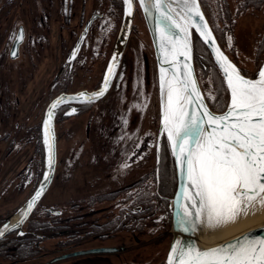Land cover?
Instances as JSON below:
<instances>
[{"label":"flooded vegetation","instance_id":"1","mask_svg":"<svg viewBox=\"0 0 264 264\" xmlns=\"http://www.w3.org/2000/svg\"><path fill=\"white\" fill-rule=\"evenodd\" d=\"M32 1L33 0H0V58L4 57L5 63L3 64L6 66L5 71H8L12 61L21 57L27 56L28 59L31 60L33 57H45L47 56V52H55L57 50V52L62 54L63 58L54 74L55 78L53 79V87L57 92L47 100L46 104L52 97L59 93L71 94L82 90L87 92L95 90L103 82L110 61L109 57L111 58L112 56L115 36H117L111 19L112 6H109V11H102L103 8L101 9V6H91L90 12L87 13L83 19L76 21V16L80 13L82 8L81 4L84 0H69L70 8L68 10L67 19L65 13V0H40V3L44 2V6L39 7L33 6ZM23 2H25V6H21ZM199 2L216 37L217 34L213 25L217 22V12L218 15L223 13L222 6H228L230 10L229 14L234 21L235 15L243 13L244 11L258 8H262L264 11V0H232V2L231 0H199ZM206 10H209L212 14L211 16L214 18L212 17L210 19ZM135 17L137 19L141 18L138 6L134 10L130 27L131 33L136 30ZM103 22H106V24L102 32H104L108 38L99 50V42L95 39L94 31L98 26H101ZM140 22L144 27L143 31L147 34L145 42H142L144 47L149 50L152 58L150 63L152 74L149 77H143L141 79L142 84L133 82L134 76L130 71L133 63H131V57L123 52L112 83L101 98L88 102L81 97L75 100H66V102H62L56 107V139L60 133L66 134L67 130L78 129L83 127V125L86 133L83 132L81 134L82 137H80L75 147L69 145L68 148L64 149L62 154L67 152H71L72 154L70 159L63 160V158H61V160H59V162L63 160L66 163L67 167L64 168V175H71L74 170L77 169L79 161L83 164V166L81 167L80 165L79 168L83 170L94 167L93 162L95 161V170H97V172H93L95 173L94 175L80 173L78 176L75 174L79 179L88 178V180H92L99 172H106L107 164L104 162L103 158L108 153L112 152L113 147L110 146L108 149H97V147L91 145L92 141H90L91 138L89 136V124L94 122L105 123L102 118H105L106 121L108 120L112 112L108 113L107 106L110 103H106L107 99L103 101L107 94L113 93L115 96V106L116 103H119V106L125 110L129 100H131L132 94L137 91L136 88H138L139 92L142 94V97L138 95V99H143L148 93L147 102L145 99L146 108L143 111L140 112L137 109L130 108L129 139L132 136V143L140 133L139 123L137 125L136 122L138 118H141L140 120L142 121L144 118L143 116L147 112H149L148 117L152 126H155V129L153 127L154 134L158 128L161 133L160 107L157 106L159 102L153 99L156 92L155 55L144 20L141 18ZM263 29L264 26L257 36L263 37ZM21 30L23 31V39H20L13 52L16 54L11 56L13 42L18 38V32H21ZM118 30L119 25L117 33ZM82 33H84V35L77 47L78 51L77 49L74 50L76 55L73 59V48ZM255 36L256 35H254V37ZM1 64L0 61V71L3 66ZM31 67L32 60L26 63L25 70ZM143 68L145 69L144 58H142V70ZM151 76L154 78L152 84L150 80ZM72 109L76 111L68 115L67 113L71 112ZM98 112H100L99 114L103 115V117H100ZM152 112L155 114L153 117H151ZM109 124L112 128L113 122ZM162 135V143L166 141L165 143L168 144L163 133ZM141 136L142 135H140V138ZM65 139H67V137ZM87 144L90 148L89 155H91V159L89 160H87L86 157L82 159V155L87 152L84 146ZM137 144L138 148H136L139 152L144 149V143L141 145L139 143ZM161 149V146L160 148L158 147V150L153 146L151 148L153 160L152 167L140 172L136 177L132 178L124 185L117 188L107 187L104 191L101 190L98 193L91 194L85 200H74L70 205L67 207L65 206V208L64 206L60 208L46 204L42 206V215H37L33 211L21 227V232L23 233L22 237L24 238L19 240V237L15 236L18 233L16 230L0 238V257L6 259V263L8 264L17 262L25 264H55V262H58L57 260H60L56 259V257L62 254L76 252L78 250L99 248L100 251L71 255L63 259L67 260V264H116L113 256L118 258L121 257L124 252H129L132 254V257L130 258V262H126L137 263L133 257L142 241V238L138 236L137 233L145 229H143V224L147 217L154 215V213L149 214L152 208V203H150L152 199L146 197L145 187L148 185L146 182H151L157 191V196H162V190L159 189L158 186L161 184L163 166L167 162L172 172L171 176L173 179L171 180V186L173 190L176 185L173 160L172 157L169 156L166 148L163 150L165 158L162 162L161 169L159 158ZM133 156L134 153L132 157ZM97 167L99 169H97ZM171 195H167V197L170 198ZM38 207H40L39 204L35 207V210ZM53 210H58V212L55 213ZM119 211V221L115 222L113 215ZM71 218L77 221L73 226L67 224L68 221L69 223L73 222ZM114 223H116L115 226ZM147 243H150V241Z\"/></svg>","mask_w":264,"mask_h":264},{"label":"rangeland","instance_id":"2","mask_svg":"<svg viewBox=\"0 0 264 264\" xmlns=\"http://www.w3.org/2000/svg\"><path fill=\"white\" fill-rule=\"evenodd\" d=\"M32 4L38 7L44 6V2L40 3V0H33ZM21 6H25V2H23ZM81 6L82 8L80 13L76 16V21L83 19L85 15L90 12L91 6H101V9L103 8L102 11H109V6H112L111 19L115 27L114 31L117 34L118 25L120 26L123 15V0H96V2L95 0H84ZM69 8V0H65L66 19ZM206 12L211 19L213 16H211L212 14L210 11L206 10ZM141 18L143 19L142 15ZM140 19L135 17L136 30L131 33L129 29L122 50V53L124 52V54L131 57L133 66H131L130 71L134 76L133 82H137L138 84H142L141 79L143 77H149L152 74V68L150 70L152 58L149 50L144 47L142 42H145L147 34L143 31L144 27ZM105 24L106 22L101 23V26H98L94 31L95 39L99 42V50L108 38L106 34L102 32ZM263 26L264 11L262 8L247 10L243 13L236 14L234 21V33L237 37L236 47L244 54H251V49L254 47V35H257L258 31H260ZM114 44L112 51L114 50ZM193 49H197L196 42H193ZM46 55L45 57H33L31 59L32 69L29 68L27 70H25V65L27 62L31 61L27 56L12 61V64H10L11 66L8 65L10 67L8 71H5L6 66L3 64L5 63L4 57L0 58L1 65H3L0 71V222L11 219L22 205H24L26 198L35 188L42 173L45 160V135L42 126V113L47 100L57 92L53 87V79L63 59L62 54L57 52V50L55 52H47ZM142 58L145 60V69L143 68V70ZM195 68L206 100L209 104L210 102L216 103L217 105L221 103V105L214 109L222 110L229 103L230 99L225 83L223 82V85L219 84L218 75L220 76L221 74L219 71L216 73L213 69H202L197 63L195 64ZM150 80L152 84L154 78L151 76ZM136 90L137 91L132 94L131 100H129L125 110L119 106V103H116L115 106V96L113 93L107 94L103 101L107 99L106 103H110L107 109L108 113L112 112L111 115L108 117L107 121L105 118H102L105 123L94 122L89 124V136L91 138L90 141H92L91 145H94L97 149H108L110 146L113 147L112 152L108 153L103 158L104 162L107 164L106 172H99L92 180H88V178L79 179L78 174L80 173L94 175L95 173L93 172H97V170H95V161L93 162L94 167L91 169L88 168L87 170L79 168L80 165L81 167L83 166L79 161L77 169L75 168L76 170H74L71 175H64L63 171L67 166L63 160L70 159L72 154L71 152L62 153L69 145L75 147L76 144H78V140L82 137L81 134L83 132L85 133L83 128L84 125L78 129L67 130L66 134H59L56 139L57 162L55 174L49 188L40 200V207L34 211L35 214L42 215V212H38V210L39 208L43 209L42 206L46 204L60 208L64 206L65 208V206L67 207L70 205L72 201L85 200L91 194L98 193L101 190L104 191L107 187L117 188L124 185L132 178L136 177L140 172L152 167L153 160L151 148L153 146L156 147V150H158V147H162L159 154L162 169V162L165 158L163 150L166 148L169 156H171L170 149L168 144L165 143L166 141L162 143L163 135L162 132L160 133L159 128L156 131L157 133L155 132L154 134L153 127L155 129V126H152L150 122L148 117L149 112L143 116L144 118L142 121L140 120L141 118H138L136 122L137 125L139 123L140 133L135 141L133 143L131 142L132 136L129 139V115L131 109H137L140 112L143 111L146 108V102L148 100V93L143 99H138V95L142 97V94L139 92L138 88H136ZM209 94L215 97V100L209 99ZM153 99L159 102L157 66L156 92ZM157 106L159 107V104ZM99 113L100 112H98V115L103 117V115ZM153 115L155 116L152 112L151 117H153ZM110 122H113L112 128L109 124ZM140 135H142L141 138ZM66 137L67 139H65ZM137 143L140 145L144 143L145 145L144 149L140 152L137 149ZM84 146L87 152L82 155V159L86 157V159L89 160L91 159V155H89V145L87 144ZM133 153L134 156L132 157ZM61 158H63V160L59 162ZM125 165H127V167H125ZM97 169L99 168L97 167ZM75 174L78 176H75ZM170 218V209L169 214L158 211L155 212L153 216L147 217L143 224V229H145L137 233V235L142 238L141 244L133 257L137 263H127L130 262V258L132 257V254L129 252H124L121 257L118 258L113 256V259L116 261L115 263L164 264L171 238ZM74 223H77V221L73 220V222H67V224H71V226H73ZM15 236L22 237L23 233L19 231ZM149 241L150 243H147ZM6 261V259L0 257V264H8ZM57 261L58 262H55V264H67V260L65 259ZM14 264L25 263L17 262Z\"/></svg>","mask_w":264,"mask_h":264},{"label":"snow or ice","instance_id":"3","mask_svg":"<svg viewBox=\"0 0 264 264\" xmlns=\"http://www.w3.org/2000/svg\"><path fill=\"white\" fill-rule=\"evenodd\" d=\"M125 2L130 14L133 0ZM175 2L168 0V4ZM140 3L146 12L155 8L159 13L158 51L163 54L159 79L162 97H166L163 130L185 180L177 193L176 226L187 233L198 226L218 228L234 222L241 214H247L249 208L257 204L264 206V68L256 79H247L214 45L216 61L231 94L227 111L214 115L204 104L190 63L181 64L178 59L182 56L190 61V28L195 27L205 42L213 40L207 24L196 20L199 17L203 21L197 0H180L182 9L169 8L163 0H140ZM19 39H23L22 30ZM75 55L74 51L73 59ZM164 64L169 67L165 68ZM169 69L178 70L171 71L169 76ZM113 74L110 65L99 92L60 97L50 106L44 122L50 167L54 164L52 110L66 100L83 97L91 102L103 96ZM209 99L215 97L209 94ZM189 106H194L193 110ZM75 111L72 109L67 114ZM42 192L43 185L29 201L23 218H27ZM238 240L209 249L176 241L168 264H264V238L249 239L245 234Z\"/></svg>","mask_w":264,"mask_h":264},{"label":"water","instance_id":"4","mask_svg":"<svg viewBox=\"0 0 264 264\" xmlns=\"http://www.w3.org/2000/svg\"><path fill=\"white\" fill-rule=\"evenodd\" d=\"M163 2L165 4H167V6L169 8H171V7H178L181 9L183 8V4L180 3V0H176V2L174 4H168V0H163ZM197 4L199 6V11L202 14L203 21L201 22L199 17H197L196 20L198 23H206L207 24L208 29H210V31H211V36H212L213 40L209 41V42H205L204 38L200 36L199 32L196 31L195 27L190 28V48H191L190 61H185L184 57H182V56L179 57L178 59L181 62V64L182 63H190L194 77H195V80H196L198 87H199L200 94L203 97L204 104L207 106L208 110L211 113H213L214 115H220V114H222V112L227 111V106L231 102L230 90H228V88H227L228 93H229V99H230L229 103L220 111H216V110L211 109V107L209 106V104H208V102H207V100L203 94V91L201 89V86H200V83L198 80V76L196 73V68H195V64H194V54H193V34H195L200 39V41L205 45V47L209 51V54H210L214 64L216 65L218 71L220 72L226 87H227V83L224 80L223 72L221 71V69H220V67L216 61V53L214 51V45H215V47H218L219 50L228 58V60L236 66V68L239 70L240 74L243 75L247 79H253L254 80L257 78V73L259 72V70L261 68H264V58H263V61L260 65L259 69L257 70L256 74H254V75L244 74L238 68V66L233 62V60H231V58L228 56V54L225 52V50L222 48L221 44L219 43L217 37L215 36V34L213 32V29H212L207 17L205 16V13H204L201 5H200L199 0H197ZM136 5L140 9V12L142 14L143 20L145 22V25H146V28H147V31L149 34V37H150L151 42H152L156 66H157V80H158V91H159V88H160L159 77H160L161 60L163 59V54L158 51V41L159 40H158V36H157V31H156L154 23H153L154 21L157 20L159 13L157 12V10L155 8H150L146 12L144 7L141 6L140 0H133L132 9H131L130 14H129L128 4L126 7L125 1L123 0V15H122L119 30H118V33H117V36L115 39L114 50L112 52V56L110 58L108 68L110 65H112L113 66V73L115 74V71L117 69V65H118V63L120 61V57L122 55L123 46H124L125 40L127 38L132 20H133V14H134V10H135ZM18 35H20V31L18 32ZM83 35H84V33H82L80 35V37L78 38V40L76 41L75 46L73 48V51L77 49ZM19 41H20V39L18 36V38L13 42V46L11 49V56H14L13 52L16 49ZM114 57H115V61L113 60ZM163 66L166 67L167 64H164ZM108 68L106 70L105 76L107 75ZM173 70H178V69H169V76L171 75V71H173ZM114 74L110 77V84L112 83ZM105 76H104V79H103V82L101 83V85L98 86L95 90H92L90 92L82 90V91H78V92L71 93V94L59 93V94L55 95L54 97H52L48 101V103L45 105V107L43 109V113H42V126H43V130H44V135H45L44 122L47 119V114H48L49 108L53 104L54 101H56L60 97H67V98L68 97H76L80 93H87L89 95H91L93 93H97L104 87ZM110 84L108 85L107 90H108ZM107 90L105 91V93L107 92ZM101 97H99V98H101ZM99 98H97V99H99ZM196 110L201 111L200 109H196ZM52 111H53L54 115H53V118L51 120L50 131H51V135L54 137V164L52 165V167L49 166L48 145L46 143H44L45 160H44L43 169H42L40 179H39L38 183L36 184L35 188L32 190V192L26 198L25 203H24V205H22L21 211L19 212L18 216H16L15 218L12 217L8 221L0 224V228L2 227L0 230V233H2V234H0V238L2 236H4L5 234L11 232V231H14V230H16L18 232L21 231V227H22L23 223L29 217V215L32 213V211L37 206V204L40 202L41 198L43 197V195L45 194V192L47 191V189L49 188V186L52 182V179H53V176L55 173L56 162H57V160H56V153H57L56 130H55L56 108L53 109ZM160 127L162 129V132L165 134V136L167 138V133L164 132L161 122H160ZM167 141H168V139H167ZM168 144H169V148H170V152H171V156H172V160H173V164H174V170H175V175H176V186H175L173 195L170 197L169 206H170V216H171V227H170L171 238H170L169 247H168L165 259H164V264H168V258H169L171 249L173 248L174 243L176 241H180L184 245L196 246L200 249H209V248L216 247L218 245H222V244H225L228 242H239L238 238H243L245 236V234H247L249 239L259 240V239L264 238V206H261L260 208H258L253 213L251 218L249 220H247L243 225L236 227V228H233V229H230V230L204 233V231H203L204 226H198L193 231L185 233V232L181 231L180 229H178L176 226V213H177V211H179V209L177 207V193L181 189V187L184 185L185 180L180 175L179 166H178V163H177L175 157L172 155V149L170 147L169 141H168ZM46 176L48 177L47 180L45 179ZM42 185H43L42 195L39 197L38 200H36L31 212L27 215V218H23V213L27 210L29 201H31L33 199L36 192L41 189ZM53 211L55 213L58 212V210H53ZM22 218H23V222L20 223ZM94 251H100V250H99V248L78 250L76 252L65 253V254H62L60 256H57L56 259H63V258L69 257L71 255L84 254V253H89V252H94Z\"/></svg>","mask_w":264,"mask_h":264},{"label":"trees","instance_id":"5","mask_svg":"<svg viewBox=\"0 0 264 264\" xmlns=\"http://www.w3.org/2000/svg\"><path fill=\"white\" fill-rule=\"evenodd\" d=\"M222 7H223L222 9L223 13L218 15L217 12V16H218L217 22L213 25L218 40L221 46L223 47V49L225 50V52L231 58V60L235 62V64L243 73L254 75L259 69L264 58V34L263 37H259L256 35L253 38L254 47L251 49V54H244L243 52H241V50L238 47H236L237 37L234 34V20L229 14L230 10L228 9V6H222ZM260 31H258V33ZM193 42L197 43V49L194 50L195 63H197L200 67H202V69H213L214 71H216V73H218V69L214 64L209 54V51L195 34L193 36ZM218 78L220 83L217 80L216 81L220 85H223V80L221 78V75L220 76L218 75ZM210 105L212 106V108H215L221 105V103L217 105L216 103L214 104L213 102L212 103L210 102ZM171 174L172 172L170 166L166 162L165 165L163 166L161 184L158 186L159 189L162 190L163 193L162 196H157L156 193L157 191L155 190L152 183L146 182L148 184L145 187L146 197L152 199V201L150 200V203H152V208L149 214L158 211H163L169 214V198L167 197V195H171L173 190V187L171 186L172 183L171 180L173 179ZM39 211H42L43 213L42 208H39L38 212ZM119 214L120 211L118 213L116 212L113 215L115 222L119 221L120 218ZM1 223L2 222H0V224ZM115 225L116 223H114V226ZM22 238L24 237H19L18 239L20 240Z\"/></svg>","mask_w":264,"mask_h":264},{"label":"bare ground","instance_id":"6","mask_svg":"<svg viewBox=\"0 0 264 264\" xmlns=\"http://www.w3.org/2000/svg\"><path fill=\"white\" fill-rule=\"evenodd\" d=\"M125 5L127 7L126 2H125ZM153 23H154L155 29L157 31V36H158V40H159L160 27L157 25L156 21H154ZM168 66L169 65L167 64V66L165 68H168ZM165 100H166V97H162L161 89L159 88V107H160L159 110H160V122H161L162 126H163V107H164ZM193 108H194V106H190L189 110H193ZM260 207H261V205L257 204L254 207L249 208L247 214H241L239 217H237V219L234 222H230V223L223 225V226H220L218 228H209L206 225H204L203 231H204V233H208V232H215V231L230 230V229L239 227V226L243 225L247 220H249L251 218V216L253 215V213ZM20 211H21V208H20V210H18L14 214L13 218L18 216ZM1 228H0V230H1Z\"/></svg>","mask_w":264,"mask_h":264}]
</instances>
